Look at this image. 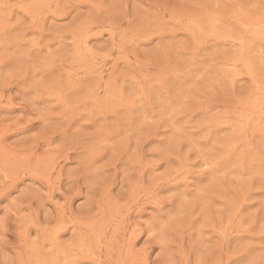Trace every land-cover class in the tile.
<instances>
[{
    "label": "rangeland",
    "instance_id": "1",
    "mask_svg": "<svg viewBox=\"0 0 264 264\" xmlns=\"http://www.w3.org/2000/svg\"><path fill=\"white\" fill-rule=\"evenodd\" d=\"M0 264H264V0H0Z\"/></svg>",
    "mask_w": 264,
    "mask_h": 264
}]
</instances>
